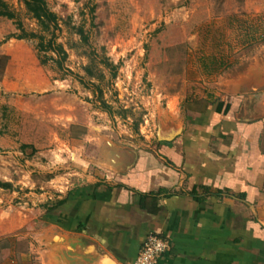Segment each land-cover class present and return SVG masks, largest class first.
Listing matches in <instances>:
<instances>
[{"label":"rangeland","instance_id":"1","mask_svg":"<svg viewBox=\"0 0 264 264\" xmlns=\"http://www.w3.org/2000/svg\"><path fill=\"white\" fill-rule=\"evenodd\" d=\"M5 1L16 19L0 18V182L12 185L5 190L25 191L12 199L20 208L13 217L0 203V222L21 225L17 238H23L1 240L0 252L23 254L18 264H42L40 255L51 249L40 244L46 203L40 192L63 194L72 184L79 168L74 145L85 147L81 159H89L99 158L108 135L154 142L170 100L185 104L224 73L238 77L259 64L264 0H47L59 18L58 42L68 53L64 69L41 63L38 40L18 39L24 31L39 34L40 26L19 0ZM21 112L31 116L26 130ZM146 116L155 138L141 134ZM40 136L51 139L59 155V163L45 171L31 165L40 150L24 144ZM51 177L55 182L47 187ZM26 191L37 198L20 195Z\"/></svg>","mask_w":264,"mask_h":264},{"label":"crops","instance_id":"2","mask_svg":"<svg viewBox=\"0 0 264 264\" xmlns=\"http://www.w3.org/2000/svg\"><path fill=\"white\" fill-rule=\"evenodd\" d=\"M228 75L185 104L170 100L154 142L108 135L99 158L89 159L74 145L72 184L63 194L40 192V244L51 249L40 255L42 264H96L100 255L135 264L150 233L170 245L159 264H264V55L243 75ZM21 113L26 130L31 116ZM50 143L41 136L24 142L40 150L31 165L45 171L59 163ZM0 191L8 192L0 203L13 217L20 208L12 199L25 190ZM10 220L0 222V241L20 234ZM23 256L2 250L0 264Z\"/></svg>","mask_w":264,"mask_h":264},{"label":"trees","instance_id":"3","mask_svg":"<svg viewBox=\"0 0 264 264\" xmlns=\"http://www.w3.org/2000/svg\"><path fill=\"white\" fill-rule=\"evenodd\" d=\"M24 4L28 13L40 26V33H30L24 31V34L18 39H36L39 41L38 51L41 55V63L43 65L54 62L60 69H64L66 60L68 59V53L63 44L58 42L57 31L59 30V18L51 11L48 6L47 0H19ZM0 18H7L10 20L16 19V14L12 10L11 6L5 1L0 0ZM44 55V56H43ZM106 106V111L110 114L112 108ZM0 188L12 189V185L8 183L0 182ZM145 200L142 198V202ZM160 263V262H159Z\"/></svg>","mask_w":264,"mask_h":264},{"label":"built area","instance_id":"4","mask_svg":"<svg viewBox=\"0 0 264 264\" xmlns=\"http://www.w3.org/2000/svg\"><path fill=\"white\" fill-rule=\"evenodd\" d=\"M150 121L148 116H146L144 125L140 130L145 139L155 138L156 127ZM169 250L170 245L165 239L155 233H150L142 245L135 264H159L162 257Z\"/></svg>","mask_w":264,"mask_h":264},{"label":"water","instance_id":"5","mask_svg":"<svg viewBox=\"0 0 264 264\" xmlns=\"http://www.w3.org/2000/svg\"><path fill=\"white\" fill-rule=\"evenodd\" d=\"M249 78H252V79H254V72L249 76ZM252 88H256L254 85H252L251 86ZM159 137L160 138H162V139H164L163 137H162V134H160L159 133ZM94 252L95 254L97 253L96 252V250L94 249V247H91L90 248V252ZM97 254H99V253H97ZM100 257H101V259H103V262L102 261H98L96 264H117L114 260H112L111 258H108V257H105V256H101L100 255ZM99 257V258H100Z\"/></svg>","mask_w":264,"mask_h":264}]
</instances>
